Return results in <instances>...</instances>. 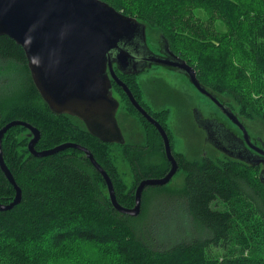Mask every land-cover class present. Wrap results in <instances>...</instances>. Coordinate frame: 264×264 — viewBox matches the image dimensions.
<instances>
[{"label": "trees", "instance_id": "trees-1", "mask_svg": "<svg viewBox=\"0 0 264 264\" xmlns=\"http://www.w3.org/2000/svg\"><path fill=\"white\" fill-rule=\"evenodd\" d=\"M103 1L132 15L146 29H156L169 49L193 67L205 89L216 97L227 95L240 111L248 110L264 124V0ZM192 10H203L220 22L225 31L217 42L203 39L181 20L184 12ZM5 63L23 71L25 88L9 90L8 111L0 96V127L10 120L32 124L41 133L37 149L64 141L87 147L111 177L117 201L133 206L134 190L121 191L107 163L109 147L124 144L103 142L77 117L52 113L32 82L23 48L0 35V68ZM133 83L130 86L138 87ZM114 87L120 92L118 85ZM25 92L39 98L38 105L33 101L27 107L20 105ZM27 133V128L16 125L2 139L5 164L22 198L10 209L0 210V264H43L45 243L61 246L73 237L109 245L121 264H264L260 167L231 158L217 165L209 155L200 162L176 155L184 172L182 187L171 189L170 182L147 186L150 190L145 187L139 213L130 216L113 208L102 176L82 151L67 148L35 157L27 150ZM162 173L144 177H161ZM14 194L0 170V202H10ZM167 213L177 220L176 227L169 218L163 225ZM241 223L248 229L247 237L236 229Z\"/></svg>", "mask_w": 264, "mask_h": 264}, {"label": "water", "instance_id": "water-1", "mask_svg": "<svg viewBox=\"0 0 264 264\" xmlns=\"http://www.w3.org/2000/svg\"><path fill=\"white\" fill-rule=\"evenodd\" d=\"M0 35H7L23 48L32 82L52 113L75 116L101 141L123 144L125 140L117 119L119 101L112 90L114 81L132 106L158 131L170 163L163 176L141 179L134 189L133 206L125 207L116 199L111 177L87 147L64 141L50 148L37 149L39 129L22 120H10L0 127V170L15 194L10 202H0V210L10 209L22 198L21 188L5 164L2 149L5 132L20 125L28 129L27 150L35 157L67 148L82 151L102 176L113 208L123 214L137 215L145 187L165 185L178 169L166 131L119 78V74L135 75L152 65L168 66L185 74L199 93L208 97L237 127L240 134L218 115H204L197 107L191 110L193 122L203 133L204 146L228 158L260 167L258 175L264 184V141L254 140L249 135L238 116L203 87L193 67L169 49L162 35H159V44L163 56L152 51L146 41V25L135 17L116 10L103 0H0Z\"/></svg>", "mask_w": 264, "mask_h": 264}, {"label": "rangeland", "instance_id": "rangeland-1", "mask_svg": "<svg viewBox=\"0 0 264 264\" xmlns=\"http://www.w3.org/2000/svg\"><path fill=\"white\" fill-rule=\"evenodd\" d=\"M181 20L187 23L188 26H192L194 32L205 40L217 42L216 39L222 36L225 31L220 22L203 10L186 11L183 13ZM193 24L196 26H193ZM188 29L189 27L181 30L182 34H186ZM202 31L205 32V36L201 35ZM146 41L150 49L158 53L160 44L159 32L156 29L147 27ZM221 44L224 45L225 43ZM171 69L168 66H158L157 68L142 72V74L137 76L136 80L139 82V87H143L144 89L134 91L137 92L139 98L142 91V101L148 106L151 105L149 108L153 112H156L157 118L167 129L172 151L175 155L183 160H190L192 158V160L198 162L201 161L203 156L209 155L217 165L227 162L228 157L223 153L208 145L202 146L204 136L202 131L193 122L191 110L193 107H197L203 111L204 115L213 116L210 115L212 113L227 121L228 119L208 97L194 89L187 76ZM23 76V71L20 72L19 68L14 64L5 63L0 68V96L4 100L2 107L6 111L9 110L11 103V99H7L11 95L9 90H24L25 88ZM150 78H154L155 80L153 81ZM113 95L120 103L121 109L117 111V119L121 130L123 129L124 138L127 140L128 137V141L140 145L136 149L130 148L131 151L129 152H125L124 148L118 145H111L108 150L110 162L106 155H102L105 160H108L110 173L119 181L120 190L126 192L130 189L134 190L133 186L136 184V177L141 178L144 175L164 173L169 163L163 151V140L156 129L154 130L142 118L132 114L133 111L129 108V103L121 91L118 92L117 88H115ZM216 98L222 104L231 107L254 140L260 138L261 141H264V124L256 116L248 110L240 111L239 106L225 94L218 95ZM32 101L38 105L39 98L26 96L25 92L18 103L28 106ZM128 110L132 111V113ZM119 112L120 115L127 112L125 115L129 121L127 120L128 122L126 121V123H130L128 130L125 129V124L120 123ZM229 124L235 132L239 131L235 125L230 122ZM131 135H135L136 139L133 140L130 137ZM190 146H192L191 152L194 150L192 153H196V155L192 156L193 154L189 149ZM178 161L180 162V160ZM183 178L184 172L179 168L167 186L171 189L180 188L183 184ZM101 187L105 188L103 184H101ZM167 218L171 220L169 222H173L175 227L177 226V220L172 219L169 213L162 220L163 225L165 222H168ZM155 221H158V219ZM101 223L105 222L102 221ZM236 229L241 234L243 233L245 237L248 236V229L245 224L241 223ZM41 262L43 264H121L109 245L79 241L74 237L71 241H66L61 246L54 247L49 242L45 243Z\"/></svg>", "mask_w": 264, "mask_h": 264}, {"label": "flooded vegetation", "instance_id": "flooded-vegetation-1", "mask_svg": "<svg viewBox=\"0 0 264 264\" xmlns=\"http://www.w3.org/2000/svg\"><path fill=\"white\" fill-rule=\"evenodd\" d=\"M161 46H159V50H158V53H156L155 51V53L156 54H158V55H161V56H163V53H162V50H161V48H160ZM150 48V47H149ZM153 51V50H152ZM172 58V57H171ZM176 58V57H175ZM174 58V59H175ZM160 67L161 65H152V66H150V67H145L144 68V70L142 71V72H145V71H148V70H151V69H154V68H157V67ZM163 67V66H162ZM172 71H175V70H172ZM142 72H139V73H137V74H135V75H123V76H121L119 73V78L129 87V89L131 90V92L133 93V95H134V97L136 98V100H137V102L155 119V120H157L160 124H161V126L163 127V129L166 131V133H167V135H168V137H169V134H168V131H167V129L162 125V123H161V121L157 118V114H155L156 112H153L152 110H151V108H149L151 105H146L143 101H142V91L140 92V98H139V96H138V94H137V92H135L134 90H143L144 88L143 87H139V82L136 80V78H137V76H139L140 74H142ZM175 72H177V71H175ZM177 73H180V74H182V75H184V76H186L185 74H183V73H181V72H177ZM150 79H152L153 81L155 80L154 78H150ZM134 82V83H133ZM129 83H133V84H137L138 85V87H132V86H130V85H132V84H129ZM116 83L113 81V83H112V90H113V92H114V90H115V87H114V85H115ZM117 85V84H116ZM191 85H193V84H191ZM194 86V85H193ZM119 87V86H118ZM194 89L195 90H199L198 88H196L195 86H194ZM118 90H120L121 91V93L123 94V96L126 98V100L131 104V102L129 101V99H128V97L126 96V94H125V92L123 91V89L121 88V87H119L118 88ZM206 90H208V89H206ZM143 95H144V92H143ZM131 106H132V104H131ZM133 107V106H132ZM121 109V107H120V103H119V107H118V110H120ZM133 109H134V111H133V113L132 112H130V113H132L134 116H138V117H140V118H142V119H144V120H146L134 107H133ZM123 113V112H122ZM125 113H127V112H125ZM125 113H123L122 115H120V112H119V119H120V123H123V124H125L126 125V130H128L129 129V127H130V123H126V121L128 120L127 119V117H126V115H125ZM202 113H203V111H202ZM129 114V113H128ZM129 121V120H128ZM127 121V122H128ZM149 123V122H148ZM153 126V125H152ZM157 131V130H156ZM158 132V131H157ZM122 133H123V129H122ZM126 133V132H125ZM199 133V132H198ZM160 135V134H159ZM123 136H124V134H123ZM133 140H135L136 139V137H135V135H131L130 136ZM124 140H125V143H123L124 144V146H123V148H124V150H125V152H126V149L127 150H130V148L131 149H136V147H139L140 145L138 144V143H131L130 141H128V137H127V140H126V138H124ZM169 141H170V137H169ZM257 144V143H256ZM205 145V143L203 142L202 143V146H204ZM258 145V144H257ZM170 146H171V141H170ZM259 146V145H258ZM205 147V146H204ZM203 149V148H202ZM171 150H172V147H171ZM131 151V150H130ZM163 151H164V144H163ZM165 152V151H164ZM172 153H173V151H172ZM173 155H174V157H175V159H176V161H177V163H178V169L180 168V163H179V161H178V159H177V156L173 153ZM165 158H166V156H165ZM167 160V159H166ZM167 162L169 163V161L167 160ZM133 167V166H132ZM169 167H170V163H169V166L166 168V172L169 170ZM177 169V170H178ZM131 170H132V168H131ZM166 172H164V174L166 173ZM177 172V171H176ZM164 174H162V175H164ZM144 177V176H143ZM145 178V177H144ZM141 179H143V178H140L138 181H137V183L141 180ZM149 187V186H148Z\"/></svg>", "mask_w": 264, "mask_h": 264}]
</instances>
